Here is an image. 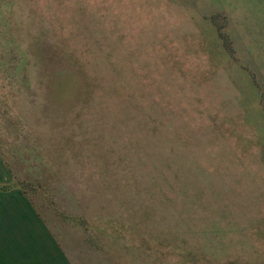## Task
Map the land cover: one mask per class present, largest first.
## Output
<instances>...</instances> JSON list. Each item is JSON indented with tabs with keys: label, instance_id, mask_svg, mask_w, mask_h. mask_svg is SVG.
<instances>
[{
	"label": "rangeland",
	"instance_id": "obj_1",
	"mask_svg": "<svg viewBox=\"0 0 264 264\" xmlns=\"http://www.w3.org/2000/svg\"><path fill=\"white\" fill-rule=\"evenodd\" d=\"M0 150L83 264H264V0H0Z\"/></svg>",
	"mask_w": 264,
	"mask_h": 264
},
{
	"label": "crops",
	"instance_id": "obj_2",
	"mask_svg": "<svg viewBox=\"0 0 264 264\" xmlns=\"http://www.w3.org/2000/svg\"><path fill=\"white\" fill-rule=\"evenodd\" d=\"M66 240L0 150V264H83L81 254L70 251Z\"/></svg>",
	"mask_w": 264,
	"mask_h": 264
}]
</instances>
